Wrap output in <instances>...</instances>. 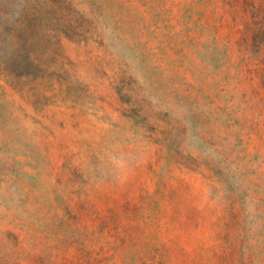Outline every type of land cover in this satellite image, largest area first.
Returning a JSON list of instances; mask_svg holds the SVG:
<instances>
[{"label": "rangeland", "instance_id": "rangeland-1", "mask_svg": "<svg viewBox=\"0 0 264 264\" xmlns=\"http://www.w3.org/2000/svg\"><path fill=\"white\" fill-rule=\"evenodd\" d=\"M0 264H264V0H0Z\"/></svg>", "mask_w": 264, "mask_h": 264}]
</instances>
